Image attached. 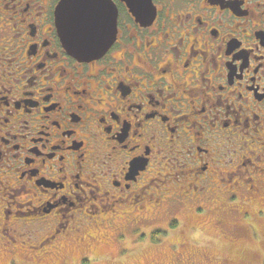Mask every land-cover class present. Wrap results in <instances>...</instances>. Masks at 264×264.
I'll use <instances>...</instances> for the list:
<instances>
[{
	"label": "flooded vegetation",
	"instance_id": "obj_1",
	"mask_svg": "<svg viewBox=\"0 0 264 264\" xmlns=\"http://www.w3.org/2000/svg\"><path fill=\"white\" fill-rule=\"evenodd\" d=\"M104 1L114 38L81 60L60 39V0H0V246L11 264L18 251L44 263L120 218L152 223L153 208L189 228L213 217L191 212L204 204L264 198V0ZM194 250L178 261L202 264Z\"/></svg>",
	"mask_w": 264,
	"mask_h": 264
},
{
	"label": "rangeland",
	"instance_id": "obj_2",
	"mask_svg": "<svg viewBox=\"0 0 264 264\" xmlns=\"http://www.w3.org/2000/svg\"><path fill=\"white\" fill-rule=\"evenodd\" d=\"M214 206L213 201L209 202L208 206L202 205V209L191 210L192 213L203 217H208L209 211L211 212L212 218H202L206 222L203 226L190 225L186 228L180 220L171 227L173 215L166 210L168 208H153L147 213V218L152 223L142 224L139 220L125 223V219L120 218L116 220V225L108 226V229L100 228L97 232L92 227V233L97 238L88 234V240L85 238L84 241H79L78 237H75L73 243L63 245L59 255L53 253L44 263L30 260L27 254L21 251H18V255H15L11 262L171 264L175 261L176 264H181L178 257L187 246L195 248L197 252L194 250V261L202 264L207 263L203 253L212 258L214 264H264V198L232 195L227 197L219 208L214 209ZM219 211L230 213L224 216L219 215ZM178 216L184 218L183 214ZM229 216L237 223L232 226L234 229L227 225L229 219L225 217ZM154 231L156 233L152 234ZM189 254L190 249L185 255ZM10 256L0 246V264H11Z\"/></svg>",
	"mask_w": 264,
	"mask_h": 264
},
{
	"label": "water",
	"instance_id": "obj_3",
	"mask_svg": "<svg viewBox=\"0 0 264 264\" xmlns=\"http://www.w3.org/2000/svg\"><path fill=\"white\" fill-rule=\"evenodd\" d=\"M104 0H60L56 24L65 49L81 60L100 57L114 38ZM114 27V23H113Z\"/></svg>",
	"mask_w": 264,
	"mask_h": 264
},
{
	"label": "trees",
	"instance_id": "obj_4",
	"mask_svg": "<svg viewBox=\"0 0 264 264\" xmlns=\"http://www.w3.org/2000/svg\"><path fill=\"white\" fill-rule=\"evenodd\" d=\"M156 233V231H154L152 234H155Z\"/></svg>",
	"mask_w": 264,
	"mask_h": 264
}]
</instances>
